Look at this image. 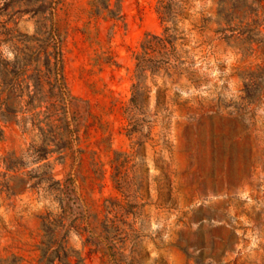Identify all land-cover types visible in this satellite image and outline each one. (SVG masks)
<instances>
[{"label": "rangeland", "instance_id": "374dc122", "mask_svg": "<svg viewBox=\"0 0 264 264\" xmlns=\"http://www.w3.org/2000/svg\"><path fill=\"white\" fill-rule=\"evenodd\" d=\"M49 1L0 0L4 57L34 45L26 35L47 29ZM88 2L60 0L54 15L77 99L68 114L80 122L73 148L83 152L26 156L9 176L40 174L38 166L50 163L51 184L69 185L82 206L69 244L88 264H264V23L238 38L237 18V38L209 43L217 23L202 35L193 22L201 10L215 20L217 4L195 1L179 16L190 74L161 68L142 79L134 103L141 42L164 30L159 0H123L125 17L117 22L92 16ZM30 143L8 124L0 157L21 155ZM16 191L0 194V264L12 255L37 264L41 223L62 215L61 193Z\"/></svg>", "mask_w": 264, "mask_h": 264}, {"label": "trees", "instance_id": "16d2710c", "mask_svg": "<svg viewBox=\"0 0 264 264\" xmlns=\"http://www.w3.org/2000/svg\"><path fill=\"white\" fill-rule=\"evenodd\" d=\"M195 1L198 0H159L158 12L164 30L161 34L146 33L141 42V51L136 55L138 80L133 85L132 102L135 103L141 94L142 79L152 76L161 68L171 67L190 74L184 64L187 53L184 44L188 35L179 23V16L190 13ZM214 1L217 4L216 19L213 20L211 14L201 10L200 19L193 22V28L202 35L211 30L212 22L217 23L218 27L213 31L218 35H207L209 43L216 39L230 42L237 38V26L234 25L237 18L238 25L241 26L238 38L251 29L257 30L264 23V0ZM59 2L60 0L49 1L47 29L42 31L38 28L34 34L26 35V41L31 40L34 45L27 44L25 48L19 49L12 59L4 57L0 50V140L5 137V126L13 123L19 126L23 134L31 136L27 151L21 155L9 152L0 157V165L3 164L5 168V171L0 170V194H16L17 186H22L23 189L42 186L46 190L61 193L60 201L64 205L62 215L54 220L44 217L41 223L43 233L37 244L40 250L37 264H88L86 257L69 244L73 223L84 216L82 206L69 185L61 187L57 180L54 181L58 183L57 186L51 184L53 174L49 169L50 163L45 161L38 166L37 170H42L40 174L21 171L20 174L9 176L10 171L18 172L25 167L26 156L42 161L47 160L53 152L62 153L66 149H70L72 153L83 152L80 147L73 148V141H79L80 138V122L76 115H72L71 119L68 115L71 105L77 99L71 93L64 74L63 35L56 26L54 16ZM88 3L92 16H102L114 22L124 20L123 0H89ZM249 17L251 21L245 20ZM228 29L231 34H227ZM70 210L74 215L68 213ZM69 217L72 218L71 223L65 222ZM93 237L97 236L93 235L87 241H91ZM105 254L114 253L113 250H106ZM22 261V257L12 255L2 259L1 264H23Z\"/></svg>", "mask_w": 264, "mask_h": 264}, {"label": "water", "instance_id": "95a60500", "mask_svg": "<svg viewBox=\"0 0 264 264\" xmlns=\"http://www.w3.org/2000/svg\"><path fill=\"white\" fill-rule=\"evenodd\" d=\"M23 21H27L26 19L25 20H23ZM168 76V75H167Z\"/></svg>", "mask_w": 264, "mask_h": 264}]
</instances>
